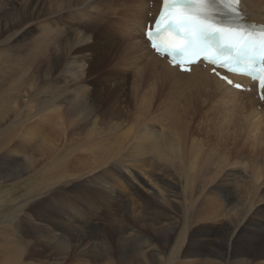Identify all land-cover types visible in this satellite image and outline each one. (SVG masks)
I'll list each match as a JSON object with an SVG mask.
<instances>
[{
  "label": "rangeland",
  "instance_id": "374dc122",
  "mask_svg": "<svg viewBox=\"0 0 264 264\" xmlns=\"http://www.w3.org/2000/svg\"><path fill=\"white\" fill-rule=\"evenodd\" d=\"M45 1H46L47 7H49V8L51 7L54 9V7L56 5L55 3L62 1V2H65V4H66L67 0H52L53 2L51 0H45ZM115 9L118 12L119 7L115 6ZM107 13L108 12H106L105 14H107ZM116 16H117V14H116ZM113 22H114V16L112 18H106L101 24H99V27H101L102 33L105 35V38L108 41L112 40L111 41L112 45H114L113 44L114 43L113 42L114 37H117V39L119 37L121 39L120 41L122 43L126 39H129V36H130V39L132 41L133 40L137 41L136 40L137 36H136L135 32L133 33V32L127 31V30L123 31L122 29H120V31H118L119 30L118 28L113 29L114 28ZM107 24H110V25H107ZM116 31H118V32H116ZM96 32H98V31H96ZM125 34H127V35H125ZM123 35H124V37H123ZM113 47H112L113 51H111L108 55H101L100 56V61H102V65L100 64V67H98V66L96 67V69H98V70L93 75V79L95 81H99V79L102 80L106 76L104 81L107 80L106 82L109 84L108 90H111L114 86V81H113L114 77L113 76H114V68L115 67H113L114 64H111L112 61L114 62V56H115ZM0 50H1V47H0ZM34 65L35 66L32 65L30 67L32 69H27L30 72L29 74H32L33 75L32 77H34V79H35V80L34 79L32 80V83L38 81L35 86L32 85L33 88H30L31 93L33 94V92H34L33 96L31 94L30 98H28V99L26 97L20 98L19 101L16 100V103H14L13 99L10 97H8L6 99H0V147H1L0 148V262H6L9 258V253L11 251L15 250V252H17V251H21V249H22L20 257L17 258V261H18L17 264H21L23 261H24L23 264H26V262H27V264H55V263L56 264H77V262H78V264H82V263L89 264L90 263L89 258H87L86 256L81 254V248L82 249L84 248L82 244H80L78 246L79 249H76L74 251H71L70 249L66 248L60 253H56V252L53 253V251L51 249H48V242H49L50 234L54 235V232L58 233L59 231H61L67 237L70 236L71 234L79 235V234H81L80 231L82 230V227L84 225H87L88 227H91L92 229H94V228L100 229L101 233L106 234V236L109 238V239H107V241L110 244V251H112L111 259L116 261V262L114 261L115 264H118V258L120 257V255L123 251L125 252V250H126V252L130 251L129 252L130 257L133 258V255H136L137 252L139 251V249H137V247H139V245L141 244V242L144 239H147V243L149 244V246H153L152 244H155V243L156 244L159 243L161 245L158 248L161 249L162 252L160 254H158L159 257L156 256V258H154V264H169V260L171 262L173 260L172 263L175 264L178 261V259H179V261L177 262V264L178 263L179 264H184V263L187 264L186 262H189L188 264H192V263L195 264V262L190 261L192 259H193L192 261H194V256H188L185 254L186 257L185 256L183 257V255H184L183 250L186 248V245H189L190 241L193 242V239L197 236L196 231L198 229L201 231L205 227L207 228L209 226L212 229H214V231H215V234L210 235V236L207 235V237H206V239L209 238V240H207L209 242H206V245L208 247V250L211 251L210 253H212L214 255L218 252L223 254V252H225L229 248V246H231L230 244L232 243V231H233V229H232V219H230V218L233 217L235 215V213L241 212L244 209V205L248 206V204H249L248 201L251 203V199L253 200V194H256V192H254L253 189L256 190V187L257 188L259 187L260 191L259 190H256V191L258 193L264 192L262 189V188H264L263 187L264 186V158H262V157H264V154H263L264 142L261 143L262 149H260V146H259L260 142L264 141V126H263L264 124H261V126H259V127H261V129L263 131L259 127L257 128L258 131H257L256 127H255L256 130L252 129L249 125H245L246 127L243 126L242 128H239V127L233 128L230 139L228 138L229 141H228V139L226 141L227 145L226 144L222 145L225 148L224 153H223L225 156L222 155L221 159L224 162H222L223 164L222 163L220 164V165H222L220 167V169L218 168V170H220L221 172L219 173V171H218L216 176L212 177L213 180L210 183L211 184L210 186H214L216 183H217L216 185H218L217 188L212 189L215 192L212 193L208 197V198H213L211 200H212L214 205L206 203L204 206H202L203 208L195 207V209H194V206H191V205H190V207H189V205H186V207H185L183 204H181L182 203L181 200L183 201L184 198L181 194V191L178 190L179 185L177 187L174 186L175 184H177V182L179 180H181L183 182V184L185 183V180H184L185 177L184 176L180 175V178H178L179 175H177L178 171L176 169L178 166L177 159H175L173 156H169L167 158L168 162H167V160L166 161L165 160L164 161L158 160L156 158L155 154L152 153L151 150L148 148H146V150L148 152L145 150L147 153L145 152L143 155L140 156L142 158H140L139 155L138 154L136 155V152L133 150L134 145H135V143H133V142L136 141L135 137L141 133V128L144 126L145 123H147V125H152V127L154 128V130H156L158 135H160L159 133L161 131H164V132L169 133V135L171 136L170 133H172L171 131H173L172 134H174V135L172 136V138H174V139H175L176 134L179 135V132H183L184 136L187 137L186 138V142H187L186 144L188 146H189L190 142L192 141V138L202 140L200 142H202V143L204 142V145H207L210 142H214L213 140L209 141V138L211 136V134L209 133L210 129L212 128L214 120H216L217 117L225 114V112L223 110H220L218 112L213 111L212 106L214 104L216 105V103L213 101L217 100V99H215V95L211 99H200V100L197 99V100H195L196 102L193 101V102H191V104H189V106L193 105V104L194 105L190 106V107L188 106L189 109L185 111V117L188 118L190 116V114H192L194 117L191 115V119H190V117L188 118L189 123L187 121V118H184L183 124L185 123L187 125H184V127L181 125L183 127L182 130H179V129L176 130V129H173L171 127H168V129H166V127L168 126L167 125L168 123L164 124L166 121H165V119L163 120L162 116L160 117L159 111H160V114L164 113V111H165L164 108L170 107L171 102L173 101V97H174V100L177 98L176 100L180 101L178 107L181 108V105H184V103L186 102L185 99H181V98L183 97V95L184 96L187 95L186 93L188 92V90L181 88V87H178V86L172 87L173 88V90H172V89H170L171 87H169V84H165V86H162L160 89H156V91L154 90V92L150 91L149 89L148 90L147 89H144V90L138 89L137 87H134V84H136V83L134 82V79H133L134 78V75H133L134 72L131 71V68L119 66V68H117L115 70L117 72H119V74H122L123 77L125 78L124 83H123V87L119 86L122 90L119 88L118 90H115L114 93L104 94L103 97L101 96V98H103V100H102L103 104L102 103L100 104L99 109H98L99 112L96 113L97 119H96V123H94V126H92L93 122L86 123V124H84L83 122H79V123L73 124L71 126H68L66 124L67 125L66 126L62 122L63 121L62 116H61V118L56 117L55 115L50 113L48 110H47L48 111L47 112L46 107H45L46 105L44 104V101H46L48 99V96L50 94L49 90L51 88V82H52V76H53L50 72L49 66L43 65V67H42L41 65H39V66H37L36 64H34ZM60 68H62V67L60 66ZM121 69H122V71H120ZM42 70H44V71L42 72ZM33 71H34V73H33ZM59 73L60 72H58V74ZM25 75L28 76V73ZM101 75L103 76V78ZM39 78H40V80H39ZM48 81H51V82H48ZM104 81L102 80L101 83ZM43 83H44V85H43ZM46 83H48V84L50 83V84L48 85ZM101 83H97L98 85L95 84L94 87L98 91H100L101 95H103V91L101 90L102 89ZM48 86H50V87H48ZM21 87L25 88L26 85L23 84V85H21ZM164 87H165V89H164ZM134 88H137L136 89L137 91L134 90ZM45 89H46V92H44ZM163 89H164V91H163ZM159 90L163 91L165 95L162 94L163 92H161ZM180 90L183 93H181V92L179 93L178 91H180ZM145 91H147L148 94ZM176 91H177V93H176ZM135 92H137V93H135ZM152 92H153V94H151ZM155 92H157L158 94ZM44 93H46V96L44 95ZM134 93L135 94L139 93V94L135 95ZM116 94H117V96H116ZM154 94H156V95H154ZM167 94H168V96H167ZM171 94H173V97ZM35 96L37 97V99ZM144 96H147V97H144ZM150 96H153V97H150ZM180 96H181V98H180ZM167 97L168 98L170 97L169 98L170 100ZM105 98H106V100H105ZM136 98H137V100H136ZM162 100L164 102L163 104H162ZM110 101H112V102H110ZM183 101H185V102L183 103ZM150 102L152 103V105ZM148 103H150V104H148ZM38 105L39 106L44 105L43 107L45 109H42V108L37 109L36 107ZM195 105H196V107H195ZM207 105H209V106H207ZM33 106H35L34 109L31 108ZM157 107L159 110L157 109ZM178 107H177V109H178ZM192 107H194L195 109ZM63 108H66V107H63ZM114 110H116V111H114ZM146 110H147V112H146ZM156 111H157V113H156ZM205 112H206V114H205ZM186 113H188V115ZM50 114H51V116L53 115V117H50ZM227 115L230 116L229 113H227ZM42 116H44V117L42 118ZM205 117H206V119H205ZM100 118H101V120H100ZM198 118H200L201 120L199 121ZM55 119L56 120L59 119L58 122ZM208 119H210V120H208ZM110 120H111V122H110ZM159 120H161V121H159ZM190 120H192L194 122V124L192 123V121L190 122ZM34 121H37V122H34ZM54 121H56V122L54 123ZM198 121H199V123H198ZM196 122L199 125L196 124ZM204 123H205V125H204ZM207 124H209V126ZM163 125L164 126L166 125V126L164 127ZM189 125H190V128H189ZM43 126H46V127H43ZM90 126L93 128H91ZM117 126H119V127H117ZM129 126H131V128ZM195 126H196V128H195ZM39 128H40V131H39ZM133 128H135L136 132L134 131ZM192 128L193 129L195 128V129L192 130ZM198 128H200V129H198ZM28 129H30V130L33 129V132L37 136L36 135H30L29 132L27 131ZM90 129H92L93 134H91V137L87 139L86 136H87L88 130H90ZM128 129H130V130H128ZM158 129L159 130L161 129V130L159 131ZM186 129H188V130L186 131ZM250 129H251V133H250ZM199 130H201V131H199ZM138 131H139V133H138ZM197 131H199V133ZM255 131H257V132H255ZM121 132L123 135L120 134ZM206 132L209 134H207ZM252 133H254L255 135H253ZM201 134H202V137H201ZM40 136L47 137V139L50 142L52 140L51 143L54 146L52 149L53 150L55 149V152H52L50 154V152L47 149H43L46 147L45 146L43 147L41 144H39ZM118 137H119V139H118ZM125 137H127L129 141ZM261 137H263V138H261ZM22 138H23V140H22ZM50 138H51V140H50ZM160 138L164 139L163 136L162 137L159 136L158 141L160 140ZM207 138H208V140H207ZM99 139H100V141H99ZM3 140L5 142L2 144ZM79 140L80 141L82 140L81 142L83 145L81 144V142ZM122 140H124V141H122ZM77 141L79 144L77 143ZM86 141H88L89 143ZM95 141L97 143L101 142L98 146V153L97 154H99V152L103 154L107 149L112 148L113 146L116 147V148L113 147V149L117 153H115V155L113 154V156L110 157V159L112 161H110V159L108 158L105 161L99 160V161H102L100 163V162H98V160L94 159L95 155H93V152L90 151L89 148L92 147L91 146L92 144L96 143ZM230 141L232 143H229ZM144 142H146V141L144 140ZM159 142H161V140ZM256 142H258V143L256 144ZM130 143L132 144L131 147H130V145H131ZM128 144H130V145L128 146ZM74 145H76V146H74ZM262 145H263V147H262ZM123 146H125V147H123ZM84 147H85V149H84ZM250 147H252V148H250ZM23 148H24V150H23ZM165 148H167V147L165 146ZM3 149H4V151H3ZM250 149L252 152L250 151ZM124 150H125V152H123ZM5 152L7 155L5 154ZM222 152L220 151V154H222ZM134 153H135V155H134ZM13 154H15V155H13ZM117 154H118V156H117ZM122 154H123V156H121V158H123L124 161L117 160V158H119V155H122ZM232 154H235V155H232ZM39 155H41V156H39ZM125 155H126L127 159L124 157ZM132 155H133V157H132ZM232 156H233V158H231ZM25 157H26V161H25ZM169 158L173 159V160H170ZM134 160H135V162H134ZM138 160H141V161H138ZM142 160H143V162H142ZM175 161H176V163H175ZM105 162H107V164L104 165V169H103V166H101V165H102V163L105 164ZM98 163H100V164H98ZM144 163H145V165H144ZM163 163H165V164L163 165ZM170 163H172L174 166L172 164H171L172 165L171 166ZM243 163L245 166L243 165ZM124 166L128 167V168L130 167L129 168L130 170L128 168H125ZM175 166H176V168H174ZM143 167H146V168H143ZM170 167H172L173 169H171ZM121 168L122 169L124 168V169L122 170ZM141 168H143L142 171L139 170ZM221 168H223V169H221ZM101 169L103 172L106 173L105 174V176L107 175L106 177L109 176L107 178V181H109V182L112 181L114 184V201L112 200V198L109 197L110 195L108 194V192H106L107 195L105 196V192H104V191H106V188L104 187L105 184L101 185L99 183L92 182L94 180H92V181L90 180L91 177L89 175L94 176L93 174H95V175H97L98 173L100 174ZM160 169H162V170H160ZM90 171H91V173H90ZM107 171H108V174L111 175V177H110V175L107 174ZM123 171H126V172H123ZM232 171L235 173V175L238 173L237 179H236L237 181H236V184L234 185L235 187L231 184H227L228 182H226V178H225L226 174H228L227 172L232 173ZM115 173H116V175H115ZM181 173L183 174L184 172L181 171ZM132 174H134V175H132ZM184 174H186V173H184ZM131 176H133L134 178H132ZM136 176H137V178H136ZM256 178H258V181H257L256 185H254ZM136 179H137V181H136ZM141 181L142 182L144 181L146 183L147 187L145 185L143 186V184H141L142 183ZM170 184H171V187H170ZM41 185H44L43 190L48 188V187H50V188L45 190V191H43V190L41 191V188H40ZM155 185H157V186H155ZM222 186H225V187H222ZM34 187L36 189L30 191V189H32ZM155 187L157 189H160V190L162 189L161 193L165 190L164 192H167V193L163 192L164 193L163 195L164 196H165V194H167V195L165 197H163L161 200L158 197H156L155 198L156 202L150 203L148 200L152 198V196L154 194L152 191L155 190ZM260 187L262 190L260 189ZM93 188L95 190H93ZM234 188H236V189H234ZM186 189H187V195H189L188 192L190 190V193H191V188L189 189V187L187 188V186H186ZM219 189L221 191H219ZM250 189L253 191L252 194H251L252 191ZM101 192H102V194H100ZM115 193H117V194H115ZM174 194H175V196H174ZM228 195H229V199L227 201L223 200L226 197H228ZM102 196H104V197H102ZM169 196L170 197L172 196V197L170 198ZM146 197H148L149 199ZM168 197H169V199H168ZM65 198H67V199H65ZM219 198L220 199L222 198L223 201L220 200ZM233 198H234V201H233ZM146 199H147V201H146ZM152 199H154V198H152ZM170 200H171V202H170ZM69 201H70V203H69ZM109 201H111V202H109ZM175 201H177V202H175ZM216 201H218V203ZM244 201H246V202H244ZM75 202H76V204H75ZM184 202L189 203L188 200H184ZM219 202H221V203H219ZM71 203H72V205H71ZM82 203H84V204H82ZM100 203H101V205H100ZM176 203H178V204H176ZM261 203H263L262 201L259 202V204L264 206V203L263 204H261ZM85 204H87L88 206ZM89 204L92 207L89 206ZM151 204L154 205V207H155V209H154L155 212L153 214L150 213V209H149ZM164 204H166V205H164ZM175 205H177V206H175ZM181 205L183 208L181 207ZM212 205H213V207L217 206L214 209L217 208L216 210H218V209L219 210L216 212V210L213 209ZM74 206L77 207V209ZM207 206H209V207H207ZM218 206L221 208V210ZM237 206H238L239 210H238ZM88 207H90V208H88ZM178 207H180V209ZM204 207L205 208L207 207L209 210L207 208L204 209ZM210 208L213 210L210 211ZM94 209H95V211H93ZM163 209H166V210H163ZM200 209H202L203 211ZM86 210H89V212L88 211L86 212ZM206 210H208V211H206ZM175 211H176V213H175ZM180 211H182L183 213H181ZM204 211H206V212L204 213ZM234 211H235V213H234ZM164 212H166L168 214H166ZM196 212H198V213H196ZM202 212L206 215L209 212V214L213 215V218L208 219V217L210 215L206 216ZM78 213H79V216H78ZM91 213H92V215H91ZM156 213H158V214H156ZM195 213L199 217L196 216ZM201 213H202V215H201ZM215 213H217V215ZM218 213H219V215H218ZM214 214H215L217 219L214 218ZM47 215H48V217H47ZM70 215H72L71 216L72 218L70 217ZM82 215H83V218L81 219L80 217H82ZM158 215L160 216V221H163V223L167 221L166 222L167 224L164 225V227H166L165 228L166 229V235H165V237L163 236L161 239H159L158 234H156L158 229L156 227L155 220H156ZM68 216H69V218H68ZM26 217H27V219H26ZM111 217H114V224H112ZM153 217H155V219L151 220V218H153ZM176 217H177V219H176ZM200 217L202 218L201 219L202 221L200 220ZM173 218H175V220ZM45 219H47V221H45ZM195 220L197 223L194 222ZM205 220H206V222H205ZM219 220H221V221H219ZM198 222H200V223H198ZM189 223L192 225H190ZM53 224H54V226L52 227ZM112 226H114V231L110 229V227H112ZM125 226H129V227H131V229L127 228V233L125 234L124 241H120L121 239H120V235H119V228L123 229ZM190 226H191V228H190ZM30 227H31V229H30ZM195 227H196V229H194ZM27 228H29L30 231H28ZM44 228L46 230H44ZM167 229H168V232H167ZM191 229H192V231H191ZM131 232L134 235L131 234ZM194 232H195V234H194ZM129 233H130V235H127ZM179 233H183L184 235L180 234V236H179L178 235ZM140 234L142 237L140 236ZM185 235H186V237H185ZM189 235H191V238L189 237ZM193 235H195V236H193ZM244 235H245V233L241 232L240 235L238 237H236V240L240 241L242 239V237H244ZM138 236H140L141 239ZM176 236H178L179 238L182 236L181 238H183V239H181L182 241H180V243H182V244L175 243L177 241ZM137 237H138V239H137ZM130 238H132V239L130 240ZM150 238H151V240H150ZM165 239H167V240H165ZM183 240H186V241H183ZM226 240H228V241H226ZM128 242H129V244H128ZM162 242H165V243H162ZM98 244L103 245V242H99ZM166 244H167V246H166ZM99 245L97 246L98 248H100ZM219 245H222V246L218 248ZM227 245H229V246H227ZM130 246H131V248H130ZM17 247H19V248H17ZM170 247H172V248H170ZM134 249H135V251H134ZM178 250L179 251L181 250L180 251L181 253ZM31 251H34V253ZM174 251H177L176 254H174ZM178 252H179V254H178ZM167 253H169V254L167 255ZM170 253L173 254L171 257H170V255H171ZM26 254H29V255H26ZM24 258H25V260H24ZM129 259H131V258H129ZM81 260H82V262H80ZM174 261H175V263H174ZM147 263L150 264V262H148V258L146 260V264ZM5 264H7V263H5Z\"/></svg>",
  "mask_w": 264,
  "mask_h": 264
},
{
  "label": "bare ground",
  "instance_id": "6f19581e",
  "mask_svg": "<svg viewBox=\"0 0 264 264\" xmlns=\"http://www.w3.org/2000/svg\"><path fill=\"white\" fill-rule=\"evenodd\" d=\"M160 3H161V0H67L66 4H65V2H62V1L55 3L58 7L55 5V7L53 9L51 7L50 8L47 7L45 0H0V45H1L0 46L1 47V50H0V99H6V98L10 97L13 99L14 103H16V100L19 101L20 98H23V97H26L27 99L30 98V96L32 94L30 91V88H33L32 85L35 86L38 81L32 83V80L34 79V77H32L33 76L32 74H29L30 72L27 69H32L30 67L32 65L35 66L34 64H36L37 66L41 65L42 67H43V65H47V66H49L50 72L53 76H52V82L48 81V82H51V88L49 90L50 94L48 96V99L46 101H44V104L46 105L45 106L46 111L48 110L50 113H52L56 117L61 118V116H62V120H63L62 122L65 125L67 124L68 126H71V125L79 123V122H83L84 124L93 122L92 126H94V123H96V119H97L96 113L99 112L98 109H99V106L103 100V98H101V96L103 97L104 94L114 93L115 90H118L120 88L119 86L123 87V83H124L125 78L123 77L122 74H119V72H117L115 69L119 68V66L130 67L131 71L134 72L133 73V75H134L133 79H134V82L136 83V84H134V87H137L138 89H141V90H144V89L148 90L149 89L150 91L154 92V90L156 91V89H160L162 86H165V84H169V87H171L170 89H172V90H173L172 87H174V86H178V87H181V88L188 90V92L186 93L187 95L184 96L182 94L184 98L183 97L181 98V96H180L181 99H185L187 102L186 103L185 101H183V103L184 102L185 103H184V105H181V108L178 107L180 101L176 100L177 98L174 100L173 94H171L173 97V101L172 102L170 101L171 102L170 107H167V108L165 107L164 108L165 111L162 114H160V111H159L160 117L162 116L163 120L165 119V121H166L164 124L168 123L167 124L168 126L166 127V129H168V127H171L173 129H176V130L177 129L182 130L184 125H187L185 123L183 124V120H184V118H187V117H185V111L189 109L188 108L189 104H191V102H193L197 99H199V100L200 99H211L215 95V99H217V100L213 101L216 103V105L214 104L212 106L213 111L218 112L220 110H223L225 112V114L217 117V119L214 120L212 128L210 129L209 133L211 134V136L209 138V141L213 140L214 142H210L207 145H204V142L203 143L200 142L202 140H198L196 138L193 139L191 137L192 141L190 142V144L188 146L186 144L187 143L186 142L187 137L184 136L183 132H179V135L176 134L175 139H174V138H172V136L174 135V134H172L173 131H171L172 133H170L171 136L169 135V133L164 132V131H161L159 133L160 135H158L156 130H154V128L152 127V125H147V123H145V124L143 123L144 126L141 128V133L135 137L136 141L133 142V143H135L133 150L136 152V155L137 154L139 155V157L141 155H143L147 151L146 148H148L151 150L152 153L155 154V156L158 160H162V161L167 160V162H168L167 158L169 156H173L175 159H177L178 166H177V168H176V166L174 168H176L178 171V173L176 172L177 175H179L178 178H180V175L185 177V179L183 178L185 180V183L183 184V182L181 180H179V181L177 180L178 182L174 186L177 187L179 185L178 190L181 191V194H182L184 200H188V202H189V203H187V202H184V200L183 201L181 200V202H182L181 204H183L185 207H186V205H189V207H190V205L194 206V209H195V207L203 208L202 206H204L206 203L213 204V202L211 200L213 198H208V197L212 193L215 192L212 189L217 188L218 185H216L217 184L216 183L214 186H210L211 185L210 183L213 180L212 177L216 176L218 171H219V173L221 172L220 170H218V168L220 169V167L222 166L220 164L222 162H224L221 159L222 155H224L223 153H224V149H225L224 146H222V145L226 144V141L228 138L230 139V136L232 134L234 127L242 128L245 125H249L252 129H255V127L257 129L259 126H261V124H264V102L263 101L260 102V100H258V98L256 96V90H255L254 83L250 82L245 77H241V76L234 77V79L236 81H239V82L243 83L245 86L250 87V89L248 91L247 90L240 91L234 85L226 84L222 80L218 79L214 74L209 73L208 70L210 67L205 68L201 64H196V65H193L190 67V72L182 73V72H179L176 67L170 66L167 63L165 56L161 57V56L157 55L156 53H154L149 48L148 41L145 40V38H144V28H145L146 22L152 21V18L156 15V13L159 9ZM115 6L119 7L118 12L115 9ZM240 8H241V11H242L243 16H244L243 21L248 22V23L252 22L255 24L264 25V0H241ZM106 12H108V13L105 14ZM116 14H117V16H116ZM113 16H114V22H113L114 28L113 29L118 28L119 29L118 31H120V29H122L123 31L127 30V31H130L133 33L135 32V34L137 36V39H136L137 41H134V40L132 41L130 39V36H129V39H126L122 43L120 41L121 39L119 37L117 39V37L113 36L114 37V40H113L114 45H112V43H111L112 40L111 41L109 40L110 41L109 42L105 38V35L102 33V29H101V27H99V24H101L106 18H112ZM107 25H110V24H107ZM96 31H98V32H96ZM118 31H116V32H118ZM125 35H127V34H125ZM123 37H124V35H123ZM111 46L112 47L114 46L113 48H114V55H115L114 56V62L112 61V63H111V64H114L113 67H115L114 68V76H113L114 77V79H113L114 86L111 90H108L109 84L106 82L107 80L104 81L106 76L103 78V76L101 75L103 78L102 80L104 81L101 83L102 80L99 79V81H95L93 79V75L98 70V69H96V67L97 66L100 67V64L102 65V61H100V56L101 55H108L111 51H113ZM60 66L62 68H60ZM187 67H189V66H187ZM43 71L44 70H42V72ZM120 71H122V69ZM58 72H60V73L58 74ZM27 73H28V76L25 75ZM33 73H34V71H33ZM39 80H40V78H39ZM97 83L102 84L101 90L103 91V95H101L100 91H98L94 87L95 84H97ZM23 84L26 85L25 88L21 87V85H23ZM46 84H48V83H46ZM43 85H44V83H43ZM48 87H50V86H48ZM137 88H134V90H136ZM164 89H165V87H164ZM164 89H163V91H164ZM161 90H159V91H161ZM181 90L178 92L180 93ZM163 91H161V92H163ZM44 92H46V89L44 90ZM145 92L147 93V91H145ZM153 92L151 94H153ZM157 92H155V93H157ZM135 93H137V92H135ZM176 93H177V91H176ZM181 93H183V92H181ZM263 93H264V88H263ZM33 94H34V92H33ZM33 94H32V96H33ZM138 94H135V95H138ZM162 94H164V92ZM44 95L46 96V93H44ZM154 95H156V94H154ZM116 96H117V94H116ZM167 96H168V94H167ZM144 97H147V96H144ZM150 97H153V96H150ZM36 99H37V97H36ZM105 100H106V98H105ZM136 100H137V98H136ZM110 102H112V101H110ZM150 103H148V104H150ZM163 103L164 102L162 100V104ZM151 105H152V103H151ZM193 105H190V106H193ZM43 106L38 105L36 108L37 109H40V108L45 109ZM207 106H209V105H207ZM63 107H66V108H63ZM177 107H178V109H177ZM195 107H196V105H195ZM31 108L34 109L35 106H33ZM192 108H194V107H192ZM157 109H158V107H157ZM114 111H116V110H114ZM146 112H147V110H146ZM156 113H157V111H156ZM227 113H229L230 116H228ZM186 114L188 115V113H186ZM205 114H206V112H205ZM53 115L51 116V114H50V117H53ZM191 115L192 114H190V116H189L190 119H191ZM43 117L44 116H42V118ZM188 118H187V121H188ZM205 119H206V117H205ZM58 120H56V121L58 122ZM100 120H101V118H100ZM198 120L200 121L201 119L198 118ZM208 120H210V119H208ZM56 121H54V123ZM159 121H161V120H159ZM191 121L192 120H190V122ZM199 121H198V123H199ZM34 122H37V121H34ZM110 122H111V120H110ZM188 123H189V121H188ZM192 123L194 124L193 121H192ZM198 123L196 122V124H198ZM204 125H205V123H204ZM207 125L209 126V124H207ZM46 126H43V127H46ZM117 127H119V126H117ZM129 127L131 128V126H129ZM91 128H93V127H91ZM189 128H190V125H189ZM195 128H196V126H195ZM200 128H198V129H200ZM259 128L261 129V127H259ZM133 129L136 132L135 128H133ZM194 129L192 128V130H194ZM128 130H130V129H128ZM187 130L188 129H186V131ZM27 131L29 132L30 135H36L33 132V129L32 130L28 129ZM39 131H40V128H39ZM199 131H201V130H199ZM199 131H197V132L199 133ZM257 131H258V129H257ZM257 131H255V132H257ZM138 133H139V131H138ZM209 133H207V134H209ZM250 133H251V129H250ZM91 134H93L92 129L88 130V133L86 136L87 139L91 137ZM120 134L123 135L122 132ZM202 134H201V137H202ZM252 134L255 135L254 133H252ZM159 136L164 137V139L160 138L161 142H159L160 140L158 141ZM119 137H118V139H119ZM125 138L128 140L127 137H125ZM261 138H263V137H261ZM229 139H228V141H229ZM22 140H23V138H22ZM50 140H51V138H50ZM144 140L146 142H144ZM207 140H208V138H207ZM99 141H100V139H99ZM122 141H124V140H122ZM4 142L5 141L3 140L2 144ZM51 142H52V140H51ZM51 142L47 139V137L40 136V138H39V144H41L43 147L45 146L46 148H43V149H47L50 152V154L52 152H55V149L54 150L52 149L54 146ZM86 142H88V141H86ZM263 142L264 141L260 142V145H259L260 149H262L261 143H263ZM77 143H78V141H77ZM100 143L101 142H98V143L96 142L95 144H92V145L90 144L92 147L89 148V150L93 152V155H95L94 159L98 160V162L101 163L102 161H105L108 158L110 159V157H112L113 154L115 155V153H117V152L113 149V147H115V146H113L112 148L107 149L103 154L100 152H99V154H97L98 153V146ZM229 143H232V142L230 141ZM257 143L258 142H256V144ZM81 144H82V142H81ZM130 144H128V146ZM74 146H76V145H74ZM125 146H123V147H125ZM131 146H132V144L130 145V147ZM165 146L167 148H165ZM85 147H84V149H85ZM252 147H250V148H252ZM262 147H263V145H262ZM23 150H24V148H23ZM3 151H4V149H3ZM220 151L221 152L223 151L222 154H220ZM250 151H251V149H250ZM123 152H125V150ZM5 154H6V152H5ZM263 154H264V152H263ZM13 155H15V154H13ZM134 155H135V153H134ZM232 155H235V154H232ZM39 156H41V155H39ZM117 156H118V154H117ZM121 156H123V154L119 155V158L116 157L117 160L124 161V159L121 158ZM124 157L126 158V155ZM132 157H133V155H132ZM140 158H142V157H140ZM231 158H233V156ZM262 158H264V157H262ZM99 160H102V161H99ZM170 160H173V159H170ZM25 161H26V157H25ZM110 161H112V160L110 159ZM138 161H141V160H138ZM134 162H135V160H134ZM142 162H143V160H142ZM100 163H98V164H100ZM175 163H176V161H175ZM106 164H107V162H105V164L102 163L101 166H103V169H104V165H106ZM164 164L165 163H163V165ZM171 164L172 163H170V165ZM144 165H145V163H144ZM243 165H244V163H243ZM125 168H128V167H125ZM143 168H146V167H143ZM143 168H141L139 170L142 171ZM170 168L173 169L172 167H170ZM221 169H223V168H221ZM160 170H162V169H160ZM91 171H90V173H91ZM181 171H183L186 174H184V173L182 174ZM123 172H126V171H123ZM227 173L228 174H226V176H225L226 182H228L227 184H231L234 186L236 184V181H237L236 179H237L238 173L236 175L233 171H232V173H229V172H227ZM98 174L97 175L93 174L94 176L89 175L91 177L90 180L91 181L94 180L92 182L99 183L101 185L105 184V186H104L106 188V191H104L105 196L107 195L106 192H108V194L110 195L109 197L112 198V200L114 201V184H113V182L111 181L112 182L111 183V182L107 181V178L109 176L106 177L107 175L105 176L106 173L103 172L102 169H101V173L99 175ZM107 174H108V171H107ZM108 175H110V174H108ZM115 175H116V173H115ZM132 175H134V174H132ZM110 177H111V175H110ZM131 177L134 178L133 176H131ZM136 178H137V176H136ZM136 181H137V179H136ZM257 181H258V178L255 179L254 185H256ZM141 184H143V186L145 185L147 187V185L144 181ZM155 186H157V185H155ZM186 186H187V188L189 187V189L191 188V193H190V190L188 192L189 195H187ZM170 187H171V184H170ZM222 187H225V186H222ZM40 188L42 191L44 188V185H41ZM49 188L50 187L44 189L43 191H45ZM236 188H234V189H236ZM34 189H36V188L34 187V188L30 189V191L34 190ZM260 189H261V187H260ZM262 189L264 191V188H262ZM93 190H95V189L93 188ZM161 190L157 189L155 187V190L152 191L154 193L152 198H154V199L151 198L152 199L151 200L148 197H146L149 199L148 201L150 203H153V202L155 203L156 197H158L160 200L163 197H165L167 194H165V196L163 194L167 193V192H164L165 191L164 190L163 191L164 193L163 192L161 193ZM256 190H259V187L258 188L256 187ZM256 190L253 189V191L256 192V194H253V200L251 199V203L248 201V203H249L248 206L244 205V209L239 213H235V211H234L235 215L230 218V219H232V229H233V231L231 230L232 231V243L230 244L231 246L227 245V246H229V248L225 252H223V254L218 252L214 255V254L210 253L211 252L210 250H208L206 242H209V241H207V240H209V238L206 239V237H207V235L210 236V235L215 234L214 229H212L209 226L207 228L205 227L201 231L199 229L196 231L197 236L193 239V242H191L189 240L191 243L189 242V245H186V248L183 250L184 251L183 257L185 256V254L188 256H194V261H192L193 259L190 261L195 262V264H264V206L259 204V202H261V201L264 203V192L258 193ZM219 191H221V190L219 189ZM253 191L251 192V194L253 193ZM100 194H102V192ZM115 194H117V193H115ZM175 194H174V196H175ZM229 195H228V197H226L223 200L227 201L229 199ZM102 197H104V196H102ZM169 197H168V199H169ZM65 199H67V198H65ZM220 200H222V198ZM146 201H147V199H146ZM218 201H216V202L218 203ZM233 201H234V198H233ZM109 202H111V201H109ZM170 202H171V200H170ZM175 202H177V201H175ZM244 202H246V201H244ZM69 203H70V201H69ZM72 203H71V205H72ZM219 203H221V202H219ZM263 203H261V204H263ZM75 204H76V202H75ZM82 204H84V203H82ZM176 204H178V203H176ZM85 205H87V204H85ZM100 205H101V203H100ZM164 205H166V204H164ZM213 205H212V207H213ZM89 206H91V205L89 204ZM175 206H177V205H175ZM181 207H182V205H181ZM207 207H209V206H207ZM215 207H217V206H215ZM215 207H213V209ZM75 208L77 209V207H75ZM88 208H90V207H88ZM178 208L180 209V207H178ZM206 208L204 207V209H206ZM237 208H238V206H237ZM149 209H150L151 214H153L155 212L154 211V209H155L154 205L151 204ZM213 209L210 208V211ZM216 209H214V210H216ZM163 210H166V209H163ZM200 210H202V209H200ZM208 210H206V211H208ZM218 210H216V212ZM220 210H221V208H220ZM238 210H239V208H238ZM87 211L89 212V210H86V212ZM93 211H95V209ZM206 211H204V213ZM180 212L183 213L182 211H180ZM164 213H166V212H164ZM175 213H176V211H175ZM196 213H198V212H196ZM202 213H201V215H202ZM156 214H158V213H156ZM166 214H168V213H166ZM215 214L217 215V213H215ZM215 214H214V218H216ZM91 215H92V213H91ZM204 215H206V214H204ZM207 215H210L208 217V219L213 218V215L209 214V212ZM218 215H219V213H218ZM71 216L72 215H70V217ZM78 216H79V213H78ZM196 216H198V215L196 214ZM27 217H26V219H27ZM47 217H48V215H47ZM68 218H69V216H68ZM80 218L82 219L83 215ZM152 219H155V217L151 218V220ZM173 219L175 220V218H173ZM176 219H177V217H176ZM201 219L202 218L200 217V220ZM111 220H112V224H114V217H111ZM45 221H47V219H45ZM219 221H221V220H219ZM166 222L163 223V221H160L159 215L157 216V218L155 220L156 227L158 229L156 234H158L159 239H161L163 236L165 237V235H166V229H165L166 227H164V225L167 224ZM194 222L197 223L196 220ZM205 222H206V220H205ZM198 223H200V222H198ZM54 224L52 225V227L54 226ZM190 225H192V224H190ZM127 228L131 229V227H129V226H125L123 229L119 228V235H120V239H121L120 241H124L125 234L127 233ZM190 228H191V226H190ZM27 229H28V231H30L31 227H30V229L29 228H27ZM110 229L114 231V226L110 227ZM194 229H196V227ZM44 230H46V229L44 228ZM100 231H101L100 229H95V228L92 229L91 227L84 225L82 227V230L80 231L81 234H79V235L71 234L70 236L67 237L61 231H59L58 233L54 232V235L50 234V236H49L48 249H51L53 251V253L54 252L60 253L66 248L70 249L71 251H74L76 249H79L78 246L80 244H82L84 248L83 249L81 248V254L86 256L87 258H89V261H90L89 264H115L116 261L111 259L112 251H110V244L107 241V239H109V238L106 236L105 233H101ZM191 231H192V229H191ZM167 232H168V229H167ZM241 232L245 233L244 237H242V239L240 241L236 240V237H238ZM131 234H133V233L131 232ZM180 234L182 235L183 233H179L178 235L180 236ZM194 234H195V232H194ZM127 235H130V233ZM186 235H185V237H186ZM140 236H141V234H140ZM140 236H138V237H140ZM193 236H195V235H193ZM138 237H137V239H138ZM141 237H140V239H141ZM176 237H177L178 242L176 241L175 243L182 244V243H180V241H182L181 239H183V238H181L182 236L180 238L178 236H176ZM189 237L191 238V235H189ZM131 239L132 238H130V240ZM167 239H165V240H167ZM150 240H151V238H150ZM186 240H183V241H186ZM226 241H228V240H226ZM99 242H103V245H99L98 244ZM162 243H165V242H162ZM128 244H129V242H128ZM155 244H152L153 246H149V244L147 243V239H144L141 242V244L139 245V247H137V249H139V251L137 252L136 255H133V258L130 257V254H129L130 251L126 252V250H125V252L123 251L121 253L120 257L118 258V264H146L147 258H148V262H150V264H154V258H156V256H158V254H160L162 252L161 249L158 248L161 245L159 243L156 245ZM98 245L100 246V248L97 247ZM131 246H130V248H131ZM166 246H167V244H166ZM221 246L222 245H219L218 248ZM172 247H170V248H172ZM17 248H19V247H17ZM21 251H22V249H21ZM21 251H17V252H15V250L11 251L9 253L8 260L6 262H0V264H5V263L17 264V262H18L17 258L20 257ZM134 251H135V249H134ZM31 252L34 253V251H31ZM176 252L177 251H174V254H176ZM179 252H178V254H179ZM172 253H170L171 254L170 257L173 255ZM168 254L169 253H167V255ZM26 255H29V254H26ZM129 258H131V259H129ZM24 260H25V258H24ZM178 261H179V259H178ZM23 262L22 263L20 262V263L23 264ZM80 262H82V260ZM172 262H173V260H172ZM172 262L169 260V264H171ZM177 262L175 263V261H174L175 264H177ZM186 263L188 264L189 262H186ZM26 264H27V262H26ZM77 264H78V262H77ZM82 264H87V263H82Z\"/></svg>",
  "mask_w": 264,
  "mask_h": 264
},
{
  "label": "snow or ice",
  "instance_id": "6c2138e0",
  "mask_svg": "<svg viewBox=\"0 0 264 264\" xmlns=\"http://www.w3.org/2000/svg\"><path fill=\"white\" fill-rule=\"evenodd\" d=\"M240 3L241 0H162L161 13L152 25L155 31L145 25L144 36L158 55L166 53L172 57L186 54L187 59L181 61V64L187 62L191 66L197 62H207L214 68L218 66L230 70L231 65L238 64L242 59L254 61L257 58H264V36L258 43L245 40L239 47L232 42L244 40L238 33L230 32L232 27L230 18L242 15L239 10ZM164 4L175 6V11L169 13L171 18L162 29L160 16L164 14ZM164 30L174 33L182 40V45L175 50H169L165 45L153 43L152 37L159 36ZM210 49H214L218 55H208ZM221 56L224 59H220ZM181 70L187 69L181 67ZM248 74L251 75V70ZM221 78L229 85L233 83L227 76ZM235 87L242 88L240 84H236ZM261 98L264 99V96Z\"/></svg>",
  "mask_w": 264,
  "mask_h": 264
}]
</instances>
